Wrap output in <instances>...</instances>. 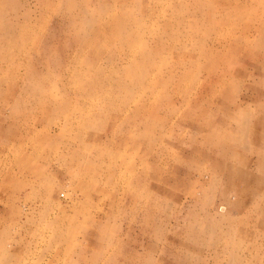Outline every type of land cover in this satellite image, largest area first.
Instances as JSON below:
<instances>
[{
    "label": "rangeland",
    "instance_id": "obj_1",
    "mask_svg": "<svg viewBox=\"0 0 264 264\" xmlns=\"http://www.w3.org/2000/svg\"><path fill=\"white\" fill-rule=\"evenodd\" d=\"M263 15L0 0V264H264Z\"/></svg>",
    "mask_w": 264,
    "mask_h": 264
},
{
    "label": "bare ground",
    "instance_id": "obj_2",
    "mask_svg": "<svg viewBox=\"0 0 264 264\" xmlns=\"http://www.w3.org/2000/svg\"><path fill=\"white\" fill-rule=\"evenodd\" d=\"M126 1V0H125ZM132 1H134V0H132ZM64 4V3H63ZM116 4V3H115ZM90 6H91V3H90ZM243 12V11H242ZM242 12H241V14H242ZM212 13H213V11H211V13H210V11H208V15H212ZM246 13V12H245ZM93 14H94V12H93ZM92 14V15H93ZM244 15V14H243ZM122 16V15H121ZM241 16V15H240ZM264 16V15H263ZM108 17V16H107ZM106 17V18H107ZM1 18V17H0ZM26 18V20L29 18V17H25ZM112 21V20H111ZM27 23V22H26ZM123 23V22H122ZM110 24V23H109ZM111 24H113V23H111ZM110 24V25H111ZM105 25V24H104ZM104 28V27H103ZM107 28V27H106ZM5 27L4 26H2V25H0V33H3L4 31H5ZM114 29V28H113ZM111 30V29H110ZM21 31H23V30H21ZM26 31V30H25ZM24 31V32H25ZM107 31V30H106ZM109 31V30H108ZM95 32V31H94ZM22 34V33H21ZM131 35H133V36H138V34H131ZM35 36V35H34ZM51 36V35H50ZM22 37H23V35H22ZM21 38V37H20ZM31 38V37H30ZM45 39V38H44ZM139 39V38H138ZM16 40V39H15ZM129 40V39H128ZM12 42V41H11ZM26 42V41H25ZM132 42V41H131ZM14 43V42H13ZM46 43V42H45ZM125 43V42H124ZM130 43V42H129ZM138 43V42H137ZM16 44H17V42H16ZM132 45V44H131ZM48 46V45H47ZM136 46V45H135ZM159 46V45H158ZM18 47V46H17ZM32 47V46H31ZM14 48V47H13ZM163 48V47H162ZM32 49V48H31ZM155 49V48H154ZM158 49H159V47H158ZM161 49V48H160ZM128 50V49H127ZM18 51V50H17ZM23 51V50H22ZM39 51H40V49H39ZM118 51V50H117ZM119 52V51H118ZM15 54H19V53H15ZM130 54V53H129ZM131 56V55H130ZM143 56V55H142ZM13 57H14V54H8V55H5V56H0V61L1 62H3V63H5V65H7L8 67L11 65V59H13ZM28 57V56H27ZM134 58L133 59H136L137 60V58H138V56L136 55V56H133ZM23 59H25L26 60V55L24 54L23 55V57H22ZM37 59V58H36ZM45 59V58H44ZM21 60V59H20ZM39 60V59H38ZM127 61V60H126ZM16 62V61H15ZM154 62V61H153ZM165 62V61H164ZM44 63V62H43ZM155 63V62H154ZM25 64H26V62H25ZM10 68H13V66H11ZM96 69V68H95ZM146 69V68H145ZM24 70H26V67H24ZM116 70V69H115ZM149 70V69H148ZM12 72H14L13 70H11ZM50 71V70H49ZM27 71H24V75H28L27 73H26ZM109 72V71H108ZM221 72V71H220ZM23 74H21V76L20 77H22L23 78V76H24ZM117 75V74H116ZM126 75V74H125ZM124 75V76H125ZM152 75V74H151ZM163 76V75H162ZM12 77H13V75H12ZM136 77V76H135ZM12 79H14V78H12ZM145 79V78H144ZM17 80V79H16ZM136 80V79H135ZM14 81V80H13ZM137 82V81H136ZM135 82V83H136ZM14 83V82H13ZM114 83H116V82H114ZM132 83V82H131ZM35 84H39L38 82L37 83H35ZM114 85V84H113ZM135 86V85H134ZM17 88H18V90H19V92L21 93V94H23V93H26L27 91H30V90H28V88H27V86H26V84L25 83H18L17 84ZM112 88V87H111ZM14 92H15V88L14 87H12L11 86V84H9V80H8V83H7V90H6V94H7V96L8 95H10V96H12V95H14ZM43 91H35V93H36V95H41L42 94V96H53L54 95V93H52V94H50V93H42ZM128 94V93H127ZM16 97H18V96H15L14 98H16ZM125 97H126V95H125ZM126 101H127V99H126ZM89 103V102H88ZM91 104V103H90ZM146 104V103H145ZM143 106H144V104H143ZM132 107V106H131ZM145 108H146V106H144ZM237 108V107H236ZM129 110V109H128ZM143 110V109H142ZM147 110V109H146ZM124 111H126V110H124ZM138 112V111H137ZM141 112V111H140ZM121 115V114H120ZM136 115H137V113H136ZM123 116V115H122ZM121 117V116H120ZM119 117V118H120ZM221 138V137H220ZM222 139V138H221ZM220 139V140H221ZM240 139H241V136H240V138H239V141H240ZM145 151V150H144ZM121 162V161H120ZM21 167V166H20ZM32 168V167H31ZM39 174V173H38ZM41 175V174H40ZM105 175V174H104ZM42 176V175H41ZM19 180V179H18ZM37 181V180H36ZM122 181V180H121ZM211 181L212 182H214L215 181V177L214 176H212L211 177ZM20 182V181H19ZM36 185V184H35ZM47 185V184H46ZM22 186V185H21ZM45 186V185H44ZM48 186V185H47ZM18 188V187H17ZM44 190V189H43ZM102 190V189H101ZM51 191V190H50ZM102 192V191H101ZM102 194V193H101ZM119 195V194H118ZM121 197V196H120ZM120 199V198H119ZM116 200H118V198H116ZM122 200V199H121ZM119 201V200H118ZM124 201V200H123ZM121 203V202H120ZM124 205V204H123ZM225 208V206H220L219 207V209L220 210H222V209H224ZM194 223H197V221L194 219V221H193V224ZM196 225V224H195ZM105 239V238H104ZM180 243V245L182 246V247H184L185 248V246H186V243L184 244L182 241L181 242H179ZM187 248V247H186Z\"/></svg>",
    "mask_w": 264,
    "mask_h": 264
}]
</instances>
